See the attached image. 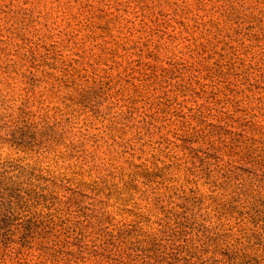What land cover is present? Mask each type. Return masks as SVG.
Here are the masks:
<instances>
[{"label":"rangeland","instance_id":"obj_1","mask_svg":"<svg viewBox=\"0 0 264 264\" xmlns=\"http://www.w3.org/2000/svg\"><path fill=\"white\" fill-rule=\"evenodd\" d=\"M0 264H264V0H0Z\"/></svg>","mask_w":264,"mask_h":264}]
</instances>
